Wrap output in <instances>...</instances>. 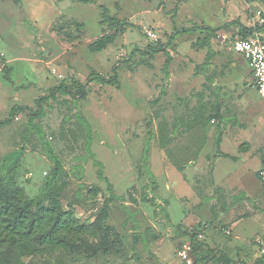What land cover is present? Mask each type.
<instances>
[{
	"label": "rangeland",
	"instance_id": "rangeland-1",
	"mask_svg": "<svg viewBox=\"0 0 264 264\" xmlns=\"http://www.w3.org/2000/svg\"><path fill=\"white\" fill-rule=\"evenodd\" d=\"M101 6L126 33L93 53L111 33ZM263 16L264 0H0V121L47 97L38 118L0 125V176L19 161L25 199L38 197L50 145L62 207L91 223L110 200L117 246L22 264H264V101L232 49ZM114 67L116 83L90 80ZM59 85L71 93L52 95Z\"/></svg>",
	"mask_w": 264,
	"mask_h": 264
},
{
	"label": "trees",
	"instance_id": "trees-1",
	"mask_svg": "<svg viewBox=\"0 0 264 264\" xmlns=\"http://www.w3.org/2000/svg\"><path fill=\"white\" fill-rule=\"evenodd\" d=\"M12 1L16 5L20 4V0ZM100 9L102 10L101 24L106 26L111 33L104 34L90 45L89 49L93 53L104 51L119 36L126 33L125 23L116 16L108 15L107 9L103 6ZM192 30L200 29L189 31ZM250 31L252 29L243 28L240 37H248ZM150 50L165 51L163 46ZM209 58L210 56L207 63ZM115 69L114 67L113 77L105 78L96 74L90 80L94 78L101 84L112 85L117 80ZM73 84L79 88L81 96L85 95L84 85L76 81ZM28 87L20 86L19 88ZM70 93L71 87L68 85H59L52 90V95H69ZM46 98L42 97L38 100L37 111L27 106H14L9 119L4 122L0 121V125L10 124L19 112L28 114L30 121L38 118L42 113V102ZM220 116V107L217 105L214 115L209 117L208 122ZM47 154L53 169L44 178L40 193L34 199H25L24 191L18 185V174L21 169L19 161H16L3 176H0V264H22L21 258L23 257L49 251H61L66 254L90 252L93 257H96L100 253L108 254L117 248L112 237L113 230L107 225L110 200L105 201L98 217L91 223L82 222L75 216L73 210H64L60 202L61 193L66 187L63 181L64 167L50 145L47 147ZM99 176L103 178L102 173H99ZM198 235L199 233L194 234L192 239H189L191 244L198 238ZM207 256L204 255V257Z\"/></svg>",
	"mask_w": 264,
	"mask_h": 264
},
{
	"label": "built area",
	"instance_id": "built-area-1",
	"mask_svg": "<svg viewBox=\"0 0 264 264\" xmlns=\"http://www.w3.org/2000/svg\"><path fill=\"white\" fill-rule=\"evenodd\" d=\"M249 29H252V31L249 32L248 37H238L233 42L232 49L235 53L241 54L245 58L248 67L252 71L253 88L260 99L264 101V16L256 18ZM147 35L153 41L159 40L156 31L150 30ZM261 180L264 182V171L261 173ZM187 252H189V247L185 246V250L181 254L186 256ZM187 262L192 264L190 259Z\"/></svg>",
	"mask_w": 264,
	"mask_h": 264
},
{
	"label": "crops",
	"instance_id": "crops-1",
	"mask_svg": "<svg viewBox=\"0 0 264 264\" xmlns=\"http://www.w3.org/2000/svg\"><path fill=\"white\" fill-rule=\"evenodd\" d=\"M4 15H5V12L3 13ZM238 33H240L239 31H238ZM240 35V34H239ZM240 37V36H239Z\"/></svg>",
	"mask_w": 264,
	"mask_h": 264
}]
</instances>
